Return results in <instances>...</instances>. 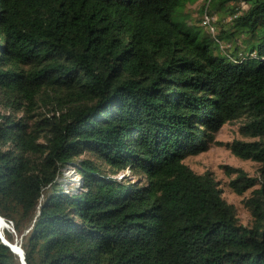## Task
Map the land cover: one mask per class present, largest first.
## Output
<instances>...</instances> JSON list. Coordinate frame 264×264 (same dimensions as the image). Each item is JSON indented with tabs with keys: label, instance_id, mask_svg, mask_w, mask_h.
I'll return each mask as SVG.
<instances>
[{
	"label": "trees",
	"instance_id": "obj_1",
	"mask_svg": "<svg viewBox=\"0 0 264 264\" xmlns=\"http://www.w3.org/2000/svg\"><path fill=\"white\" fill-rule=\"evenodd\" d=\"M195 1L0 0V214L27 264H264V0L203 4L216 34ZM230 122L249 223L185 162ZM0 264H22L1 238Z\"/></svg>",
	"mask_w": 264,
	"mask_h": 264
},
{
	"label": "rangeland",
	"instance_id": "obj_2",
	"mask_svg": "<svg viewBox=\"0 0 264 264\" xmlns=\"http://www.w3.org/2000/svg\"><path fill=\"white\" fill-rule=\"evenodd\" d=\"M203 0H197L191 4H188L184 9V20L185 23L193 28L204 27L206 28L202 20V6ZM232 6V4H229ZM246 5V3H244ZM231 10L229 8L223 7L219 11H216L214 14L217 16L220 24L222 23L225 28H229ZM204 24V25H203ZM218 24V23H217ZM217 27V31H218ZM218 143H215L208 150L201 152L197 155H190L185 158V162L189 164L195 171L202 173L205 171H212L216 176L219 185L222 189L223 197L228 200V202L234 203L239 212V216L242 222L249 223L251 221V215L246 209L243 199L251 193L253 188L246 190L245 194L240 195L233 190L231 187L230 181L236 178V172L234 169L240 168L244 170L250 177H258L259 175V163L250 159H242L235 155L231 149L227 146V142L233 141L234 139H242L239 132V123H226L220 131L218 132ZM248 139V138H244ZM64 185L63 190L66 192H72L74 188L75 191L80 189V185L77 182L79 175L75 171L73 166H68L64 168ZM123 172L115 174L119 176ZM114 175V174H113ZM61 178V177H60ZM258 186V185H256ZM8 222V221H7ZM5 226V227H4ZM2 238L12 244H21V239L18 237L17 233L15 234V228L11 222L6 223V220L2 223L0 228ZM5 231H10L16 235V242H11L5 234ZM12 250V249H11ZM13 251V250H12ZM14 252V251H13ZM15 253V252H14ZM17 254V253H16ZM18 255V254H17Z\"/></svg>",
	"mask_w": 264,
	"mask_h": 264
},
{
	"label": "clouds",
	"instance_id": "obj_3",
	"mask_svg": "<svg viewBox=\"0 0 264 264\" xmlns=\"http://www.w3.org/2000/svg\"><path fill=\"white\" fill-rule=\"evenodd\" d=\"M210 0H207L206 1V3H205V1L203 0V4H207L208 2H209ZM214 17H215V15H213ZM203 23H204V21H203ZM207 28H208V30H210L211 32H212V34H216L217 33V27H216V25H215V30L214 31H212L211 29H210V27L209 26H206ZM119 172H123V174L121 173L119 176H115V174H118ZM118 173H115L113 176L115 177V178H122L124 175H129V176H131L132 174H131V171H130V169L129 168H127V169H123V170H121V171H119ZM79 178H80V175H79ZM77 182L79 183V185L81 184V179H78L77 180ZM5 218V217H4ZM5 220H6V222L8 221L6 218H5ZM8 222H11V221H8ZM7 222V223H8ZM33 227H30L28 230H27V232H29L31 229H32ZM1 231V230H0ZM2 237V234H1V232H0V238ZM1 241H4V238H2L1 239ZM5 244V243H4ZM10 247V246H9ZM19 256V255H18Z\"/></svg>",
	"mask_w": 264,
	"mask_h": 264
},
{
	"label": "water",
	"instance_id": "obj_4",
	"mask_svg": "<svg viewBox=\"0 0 264 264\" xmlns=\"http://www.w3.org/2000/svg\"><path fill=\"white\" fill-rule=\"evenodd\" d=\"M0 218H3V219H5L1 214H0ZM7 223V222H6ZM3 243H5L6 245H8V246H10V248L15 252V253H17L18 255H19V258H20V260H21V263L22 264H27V261H26V258H25V251H24V249H23V247H22V251L21 252H19L10 242H8V241H6L5 239H4V241H2Z\"/></svg>",
	"mask_w": 264,
	"mask_h": 264
},
{
	"label": "built area",
	"instance_id": "obj_5",
	"mask_svg": "<svg viewBox=\"0 0 264 264\" xmlns=\"http://www.w3.org/2000/svg\"><path fill=\"white\" fill-rule=\"evenodd\" d=\"M210 20H211L210 15L208 13H205V21H204V23L209 22ZM208 26L210 27V29L212 31L215 30V25L213 23L209 24Z\"/></svg>",
	"mask_w": 264,
	"mask_h": 264
},
{
	"label": "bare ground",
	"instance_id": "obj_6",
	"mask_svg": "<svg viewBox=\"0 0 264 264\" xmlns=\"http://www.w3.org/2000/svg\"><path fill=\"white\" fill-rule=\"evenodd\" d=\"M3 220L5 221V219H3V218H0V228H1V226H2V223H3ZM12 244V243H11ZM19 252H21L22 251V246H21V244H12Z\"/></svg>",
	"mask_w": 264,
	"mask_h": 264
}]
</instances>
